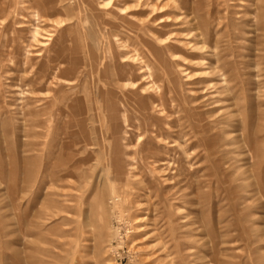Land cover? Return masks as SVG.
<instances>
[{"label":"rangeland","instance_id":"374dc122","mask_svg":"<svg viewBox=\"0 0 264 264\" xmlns=\"http://www.w3.org/2000/svg\"><path fill=\"white\" fill-rule=\"evenodd\" d=\"M171 1L0 0V264H264V0Z\"/></svg>","mask_w":264,"mask_h":264},{"label":"bare ground","instance_id":"6f19581e","mask_svg":"<svg viewBox=\"0 0 264 264\" xmlns=\"http://www.w3.org/2000/svg\"><path fill=\"white\" fill-rule=\"evenodd\" d=\"M131 1H132V0H131ZM139 1H140V0H139ZM142 1H143V0H142ZM161 1H162V0H145L146 3L144 4V6H148V9H149V12H150V13H151V12H154V11H159L160 9H162V10L164 9V10H165L164 13H165L166 15H167V14L169 15V13H170L169 10H170L172 13H173V11H176V10H177V9L175 8V6L173 5V3H172L171 0H169L170 2L167 1L168 4H166V2H162V3H160ZM137 2H138V1H137ZM138 3H139V2H138ZM139 4H140V3H139ZM141 5H142V4H141ZM144 6H143V7L141 6V7L144 9ZM136 8H137V7H136ZM142 8H141V9H142ZM162 10L159 11L158 14L162 13ZM146 11H147V10H146ZM144 14H145V13H144ZM146 14H147V13H146ZM152 14H153V13H152ZM162 14H163V13H162ZM165 14H164V15H165ZM150 15H151V14H150ZM164 15H163V16H164ZM144 16H145V15H144ZM144 16H143V17H144ZM146 16H147V15H146ZM161 16H162V15H161ZM171 16H172V15H171ZM178 16H179V15H178ZM178 16H177V17H178ZM147 17H148V16H147ZM145 18H146V17H145ZM152 18H153V17H152ZM173 18H174V17H173ZM146 19H147V18H146ZM154 19H155V18H154ZM156 19H157V18H156ZM158 19H159V18H158ZM158 19H157V20H158ZM162 19H163V18H162ZM164 19H165V18H164ZM179 19H184V17H183V18H179ZM157 20H156V21H157ZM167 20H168V19H167ZM170 20H172V19H170ZM175 20H176V19H175ZM149 21H150V20H148L147 22H149ZM153 21H154V20H153ZM160 21H161V19H160ZM178 21H179V20H178ZM183 21H184V20H183ZM183 21H182V22H183ZM167 22H168V21H167ZM176 22H177V21H176ZM182 22L179 21V23H178V22H177V23H178L179 25H182V24H183ZM150 24H151V23H150ZM185 25H186V24H185ZM162 27H163V26H162ZM183 27H184V25H183ZM183 29H184V28H183ZM187 30H188V29H187ZM185 32H187V31H185ZM185 32H184L183 34H185ZM188 32H189V30H188ZM188 34H189V33H187V35H188ZM196 34H198V33H196ZM183 36H184V35L180 36V38H181V37L183 38ZM184 37H187V36H184ZM188 37H189V36H188ZM193 41H194V40H193ZM123 42H124V41H123ZM189 42H190V41H189ZM190 45H192V44H190ZM193 46H194V45H192V47H193ZM146 47H147V46H146ZM105 48H106V47H105ZM147 48H148V47H147ZM194 49H196V48H194ZM194 49L192 48V50H194ZM149 50H150V49H149ZM189 50H190V49H189ZM201 50H202V49H201ZM155 51H156V50H155ZM156 52H157V51H156ZM150 54H151V53H150ZM115 55H116V54H115ZM122 55H123V54H122ZM124 55H125V54H124ZM117 56H118V55H117ZM151 57H152V55H151ZM153 57H154V56H153ZM117 58H118V57H117ZM137 58H138V57H137ZM122 59H123V57H122ZM154 59H155V58H154ZM118 60H119V59H118ZM123 60H124V59H123ZM152 60H153V59H152ZM119 61H120V60H119ZM120 62H121V61H120ZM118 64H119V63H118ZM139 64H140V63H139ZM121 66H122V65H121ZM121 68H122V70H123L125 67H121ZM125 70L127 71V69H125ZM126 71H124V72H126ZM120 73H121V72H120ZM109 74H110V73H109ZM107 76H108V75H107ZM112 78H113V77H112ZM112 78H111V79H112ZM107 80H108V79H107ZM130 80L132 81L133 79H130ZM130 80H129V81H130ZM144 80H145V79H144ZM109 81H110V80H109ZM109 81H108V82H109ZM117 81H118V80H117ZM134 81H135V80H133V82H134ZM110 83H111V81H110ZM117 83H119V82H117ZM135 83H136V82H135ZM135 83H134V84H135ZM138 84H139V83H138ZM138 84H137V85H138ZM106 85H107V83H106ZM112 85L115 86V84H111V86H112ZM120 86H121V85H120ZM135 87H136V86H135ZM139 87H140V86H139ZM206 87H207V86H206ZM114 88H115V87H114ZM114 88H113V89H114ZM210 88L213 89L211 86H210ZM132 89H133V88H132ZM141 90H142V89H141ZM138 91H140V90H138ZM172 91H173V90H172ZM212 92H215V91H212ZM128 94H129V93H128ZM126 95H127V94H126ZM129 95H130V94H129ZM135 95H136V94H135ZM140 95H141V94H140ZM127 96H128V95H127ZM137 96H138V95H137ZM128 97H129V96H128ZM144 98H145V97H144ZM149 98H150V97H149ZM152 98H153V97H152ZM154 99H156V98H154ZM141 100H142V99H141ZM148 100H149V99H148ZM143 102H144V101H143ZM143 102H141V103H143ZM175 102H176V101H175ZM215 102H216V101H215ZM218 102H219V101H218ZM139 103H140V102H139ZM151 103H152V102H151ZM153 103H154V102H153ZM212 103H213V102H212ZM136 105H137V104H136ZM140 105H141V104H140ZM144 105H145V104H144ZM148 105H149V104H148ZM150 105H151V104H150ZM150 105H149V106H150ZM145 107H146V106H145ZM152 108H153V107H152ZM152 108H150V109L152 110ZM154 108H155V107H154ZM167 108H168V107H167ZM137 110H138V109H137ZM148 110H149V109H148ZM153 110H154V109H153ZM117 111H118V109H117ZM136 112H137V111H136ZM156 112H157V111H156ZM151 113H154V112H151ZM122 115H123V114H122ZM112 116H113V115H112ZM118 116H119V115H118ZM103 117H104V116H103ZM122 117H123V116H122ZM122 117H121V118H122ZM124 117H125V116H124ZM126 118H127V117H126ZM144 118H145V117H144ZM122 119H124V118H122ZM122 119H121V120H122ZM128 119H129V118H128ZM140 119H141V118H140ZM145 119H146V118H145ZM124 120H125V119H124ZM127 122H128V121H127ZM141 122H142V121H141ZM114 123H115V122H114ZM123 123H124V121H123ZM146 124H147V123H146ZM107 125H108V124H107ZM109 125H110V124H109ZM112 125H113V124H112ZM144 125H145V124H144ZM107 127H108V126H107ZM147 127H148V126H147ZM125 128H126V127H125ZM112 132H113V131H112Z\"/></svg>","mask_w":264,"mask_h":264}]
</instances>
